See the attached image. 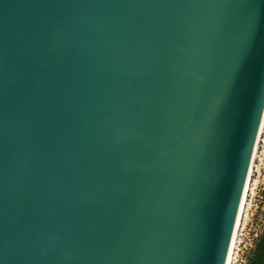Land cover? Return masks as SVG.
Returning a JSON list of instances; mask_svg holds the SVG:
<instances>
[{
  "label": "water",
  "instance_id": "1",
  "mask_svg": "<svg viewBox=\"0 0 264 264\" xmlns=\"http://www.w3.org/2000/svg\"><path fill=\"white\" fill-rule=\"evenodd\" d=\"M264 111V0H0V264H223Z\"/></svg>",
  "mask_w": 264,
  "mask_h": 264
},
{
  "label": "rangeland",
  "instance_id": "2",
  "mask_svg": "<svg viewBox=\"0 0 264 264\" xmlns=\"http://www.w3.org/2000/svg\"><path fill=\"white\" fill-rule=\"evenodd\" d=\"M241 224L243 229L237 233V236L240 233V244L235 264H249L255 245L264 229V127L254 159L240 226Z\"/></svg>",
  "mask_w": 264,
  "mask_h": 264
},
{
  "label": "bare ground",
  "instance_id": "3",
  "mask_svg": "<svg viewBox=\"0 0 264 264\" xmlns=\"http://www.w3.org/2000/svg\"><path fill=\"white\" fill-rule=\"evenodd\" d=\"M264 127V111H263V115L261 118V122L259 125V129L256 135V139L254 142V146H253V150H252V154L250 156V161L246 170V174L244 177V181L242 184V188H241V193H240V198H239V203H238V208L236 211V215H235V219H234V223H233V227H232V232L230 235V239L228 242V246H227V250H226V254H225V258H224V263L223 264H231V260H232V255H233V251H234V246H235V241L237 239V233L238 230L240 228V221H241V217H242V212L244 209V204H245V198H246V194L248 192L249 186H250V182H251V175H252V171H253V164H254V159L256 156V151L258 149V143L260 141V137L262 134V130Z\"/></svg>",
  "mask_w": 264,
  "mask_h": 264
},
{
  "label": "trees",
  "instance_id": "4",
  "mask_svg": "<svg viewBox=\"0 0 264 264\" xmlns=\"http://www.w3.org/2000/svg\"><path fill=\"white\" fill-rule=\"evenodd\" d=\"M249 264H264V229L255 245Z\"/></svg>",
  "mask_w": 264,
  "mask_h": 264
},
{
  "label": "built area",
  "instance_id": "5",
  "mask_svg": "<svg viewBox=\"0 0 264 264\" xmlns=\"http://www.w3.org/2000/svg\"><path fill=\"white\" fill-rule=\"evenodd\" d=\"M242 229H243V227H242V224H241V226H240L238 231H241ZM239 235H240V233L237 236V240H236V243H235V246H234V251H233V255H232L231 264H235L237 262V252H238V246L240 244V239H239L240 236Z\"/></svg>",
  "mask_w": 264,
  "mask_h": 264
}]
</instances>
